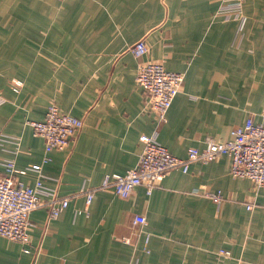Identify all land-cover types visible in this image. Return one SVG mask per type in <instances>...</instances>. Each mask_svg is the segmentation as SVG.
I'll return each instance as SVG.
<instances>
[{
    "label": "crops",
    "instance_id": "1",
    "mask_svg": "<svg viewBox=\"0 0 264 264\" xmlns=\"http://www.w3.org/2000/svg\"><path fill=\"white\" fill-rule=\"evenodd\" d=\"M223 3L233 0H0V162L42 165L44 185L67 194L133 169L143 135L184 157L209 139L230 141L249 118L264 123V0L244 1L242 27L217 17ZM142 39L145 61L185 73L159 126L128 52ZM12 80L24 83L18 93ZM51 102L84 125L44 162V141L29 123L42 121ZM230 170L223 155L171 173L150 194L107 191L89 206L79 198L54 220L39 209L29 236L40 254L0 236V264H264V186ZM136 216L146 225L134 227Z\"/></svg>",
    "mask_w": 264,
    "mask_h": 264
},
{
    "label": "built area",
    "instance_id": "2",
    "mask_svg": "<svg viewBox=\"0 0 264 264\" xmlns=\"http://www.w3.org/2000/svg\"><path fill=\"white\" fill-rule=\"evenodd\" d=\"M245 0H233V3L222 4L217 17L224 21L236 20L245 23L243 5ZM128 52L138 61L135 81L146 99V110L156 116L157 124L167 121V115L175 97L183 90L185 73L168 71L161 62L145 61L148 52L145 39L129 47ZM11 86L18 93L24 83L12 80ZM4 99L0 98V104ZM30 126L35 136L41 137L45 145V159L53 151L68 148L83 129V120L63 112L56 102H51L42 121H31ZM233 138L228 142H217L209 139L203 148L191 147L186 156L177 157L158 140L156 134L143 135L140 138L144 145L137 165L125 173L107 174L96 184L85 183L78 190L61 194L44 185L42 165H32L18 169L13 160L0 162V236L18 242L40 254L37 245L30 241L29 231L32 227L31 214L39 209L48 211L51 220L56 219L69 204L83 198L89 206L93 199L103 192H113L118 197H128L136 187H145L152 193L161 187L168 175L174 172L187 174L195 163H210L223 155L231 158L230 173L234 178L248 179L255 190L264 186V123H255L249 118L244 125L232 130ZM12 144L19 146L18 140ZM34 173L37 179L30 183L27 175ZM214 203L224 201L221 192L214 193L205 189L195 190ZM246 208L252 210L253 204ZM82 211H78L80 214ZM87 212V211H86ZM144 216H136L133 226H145ZM149 235L146 237L148 249ZM148 251V250H147ZM221 255L230 256L223 250Z\"/></svg>",
    "mask_w": 264,
    "mask_h": 264
},
{
    "label": "trees",
    "instance_id": "3",
    "mask_svg": "<svg viewBox=\"0 0 264 264\" xmlns=\"http://www.w3.org/2000/svg\"><path fill=\"white\" fill-rule=\"evenodd\" d=\"M61 109V108H60Z\"/></svg>",
    "mask_w": 264,
    "mask_h": 264
}]
</instances>
